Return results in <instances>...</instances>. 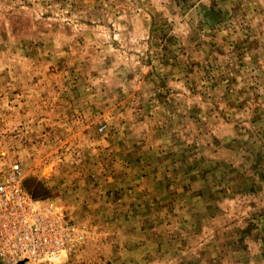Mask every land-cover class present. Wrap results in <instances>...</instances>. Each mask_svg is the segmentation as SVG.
<instances>
[{
  "label": "rangeland",
  "instance_id": "obj_1",
  "mask_svg": "<svg viewBox=\"0 0 264 264\" xmlns=\"http://www.w3.org/2000/svg\"><path fill=\"white\" fill-rule=\"evenodd\" d=\"M12 164L58 264H264V0H0Z\"/></svg>",
  "mask_w": 264,
  "mask_h": 264
},
{
  "label": "built area",
  "instance_id": "obj_2",
  "mask_svg": "<svg viewBox=\"0 0 264 264\" xmlns=\"http://www.w3.org/2000/svg\"><path fill=\"white\" fill-rule=\"evenodd\" d=\"M82 239V232L62 212L31 198L19 165H10L0 180V260L58 264Z\"/></svg>",
  "mask_w": 264,
  "mask_h": 264
}]
</instances>
